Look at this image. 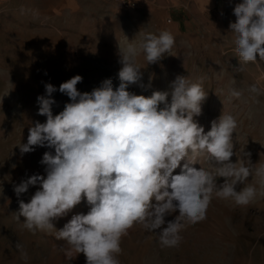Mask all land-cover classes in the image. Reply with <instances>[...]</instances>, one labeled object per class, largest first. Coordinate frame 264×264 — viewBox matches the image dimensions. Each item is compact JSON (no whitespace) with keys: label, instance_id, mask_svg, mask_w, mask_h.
Returning a JSON list of instances; mask_svg holds the SVG:
<instances>
[{"label":"clouds","instance_id":"1","mask_svg":"<svg viewBox=\"0 0 264 264\" xmlns=\"http://www.w3.org/2000/svg\"><path fill=\"white\" fill-rule=\"evenodd\" d=\"M233 15L236 19L229 31L237 68L258 63L257 55L264 61V0H242ZM174 44L168 30L158 35L143 32L138 44L119 47L118 88L113 90L107 79L92 92L81 93L77 84L83 77L75 75L59 86L71 102L57 115L52 112L55 86L45 84V95L37 97L38 115L46 116V122L30 127L27 143L18 147L22 155L34 151V146L54 152L46 151L40 161L46 175H31L14 186L19 198L30 186L39 185L29 202L19 200L17 219L24 217L23 226L32 232L55 229L56 239L83 253L86 264H120L121 238L136 224L156 232L162 246H178L186 224L206 218L213 194L246 205L257 190L252 185L238 190V185L254 175L264 186V163L257 167L245 151L246 159L232 162L237 128L233 116L221 114L207 132L194 121L207 97L202 79L192 82L178 75L171 83L170 102L166 91L147 97L127 91L142 80L137 56L143 53L148 64L158 63ZM249 91L260 95L255 84ZM230 95L238 98L241 93L233 89ZM201 153L213 161L212 171L191 166L196 163L190 154ZM185 159L187 163L174 175ZM217 178L224 182L217 184ZM82 200L89 205L87 214L73 215L57 230L53 221ZM177 212L166 223L165 217Z\"/></svg>","mask_w":264,"mask_h":264},{"label":"rangeland","instance_id":"2","mask_svg":"<svg viewBox=\"0 0 264 264\" xmlns=\"http://www.w3.org/2000/svg\"><path fill=\"white\" fill-rule=\"evenodd\" d=\"M98 8L97 0H10L0 4V264H86L83 253L56 239L55 229L32 232L23 226L24 217L17 219L19 200L29 202L39 185L30 186L19 198L14 186L31 175H46L45 165L40 161L46 151L54 152L34 146V151L22 155L18 147L27 143L30 127L37 121L46 122V116L38 115L37 102L38 96L45 95V84L57 89L52 94L56 102L52 105L53 115L71 102L58 89L75 75L83 77L77 84L81 93L92 92L107 79L115 90L120 83L119 47L138 44L145 31L159 34L152 25L145 26L141 17L134 18L122 0L115 1V5L111 1L109 13L104 16L98 14ZM176 40L175 37V43ZM136 62L143 73L142 80L130 85L127 91L146 97L154 91H166L170 102L171 83L178 75L188 76L192 82L202 79L207 97L201 105L202 113L194 116V121L207 132L211 122L221 114L233 116L237 128L233 133L236 154L232 162L246 159L245 151L251 154L250 159L257 167L264 163V61H259L258 55V63L237 68L239 61L234 50L178 49L174 44L158 63L148 64L143 53ZM253 84L260 89V95L249 91ZM233 89L241 93L238 98L230 95ZM189 158L196 163L191 166L213 170V161L206 153L190 154ZM185 163L187 160H182L173 174H179ZM223 182L224 178H217V184ZM247 185L257 190L248 204H237L231 198L213 194L206 218L190 225L202 228L201 223H206V227L218 232L226 248L235 244L237 249H232L235 251L232 254L238 260L241 258L243 264H264V186L254 175L238 185V190ZM73 209L81 210L70 211L53 221L57 230L63 228L71 215L87 214L89 205L82 200ZM230 232H241L244 236L235 243ZM134 243V238H121L120 264L132 260ZM181 245L176 256L184 255L189 261L191 256L202 262L210 261L211 255L219 250L215 246L203 250L191 248L190 243Z\"/></svg>","mask_w":264,"mask_h":264},{"label":"crops","instance_id":"3","mask_svg":"<svg viewBox=\"0 0 264 264\" xmlns=\"http://www.w3.org/2000/svg\"><path fill=\"white\" fill-rule=\"evenodd\" d=\"M10 0H0V4H7ZM22 2L24 0H21ZM112 1L115 5L117 0H97L100 16L109 13L108 5ZM121 1V0H119ZM134 3L136 6L128 8L134 18H142L145 26L155 27L156 33L168 30L176 37V46L179 49L191 47L195 50L224 49L234 50L233 34L229 31L230 22H235L233 8L242 0H122V2ZM114 15L116 12L113 10ZM170 20V24L168 21ZM133 25V22H132ZM216 204V203H215ZM81 209H72L73 213H79ZM79 211V212H78ZM177 213L165 217V221L173 220ZM74 215V214H73ZM71 215L70 217L72 218ZM201 227L187 224L181 231V240L178 246L166 247L160 243V237L156 232H147L143 225L136 224L128 230L129 238H134L135 243L131 250L132 260L129 264H243L233 256L235 244L229 248L225 247L218 232L211 227H206V223H201ZM166 226V224L164 225ZM159 231V230H156ZM232 242L241 241L243 233L230 232ZM206 249L210 246L218 247L217 253L211 255L210 261L202 262L191 256V260L186 256H176V251L184 244ZM170 248V249H169ZM214 249V248H212ZM217 249V248H216ZM229 252L226 254V250ZM174 250V251H173ZM210 251V250H209ZM212 253V251H211ZM225 255H228L226 257Z\"/></svg>","mask_w":264,"mask_h":264},{"label":"built area","instance_id":"4","mask_svg":"<svg viewBox=\"0 0 264 264\" xmlns=\"http://www.w3.org/2000/svg\"><path fill=\"white\" fill-rule=\"evenodd\" d=\"M124 6L126 8H132V7H135L136 5L134 3H128V2H124Z\"/></svg>","mask_w":264,"mask_h":264},{"label":"bare ground","instance_id":"5","mask_svg":"<svg viewBox=\"0 0 264 264\" xmlns=\"http://www.w3.org/2000/svg\"><path fill=\"white\" fill-rule=\"evenodd\" d=\"M60 96H62V95L60 94Z\"/></svg>","mask_w":264,"mask_h":264}]
</instances>
